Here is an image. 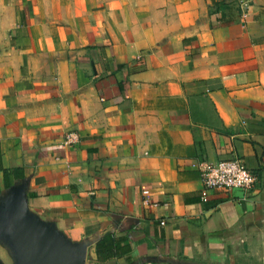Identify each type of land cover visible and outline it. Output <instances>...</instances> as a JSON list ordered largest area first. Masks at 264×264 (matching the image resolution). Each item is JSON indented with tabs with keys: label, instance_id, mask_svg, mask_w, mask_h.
<instances>
[{
	"label": "crops",
	"instance_id": "0c3cea01",
	"mask_svg": "<svg viewBox=\"0 0 264 264\" xmlns=\"http://www.w3.org/2000/svg\"><path fill=\"white\" fill-rule=\"evenodd\" d=\"M232 157L253 189L203 202ZM19 183L86 264H264V0H0V196ZM106 232L130 250L99 262Z\"/></svg>",
	"mask_w": 264,
	"mask_h": 264
},
{
	"label": "water",
	"instance_id": "95a60500",
	"mask_svg": "<svg viewBox=\"0 0 264 264\" xmlns=\"http://www.w3.org/2000/svg\"><path fill=\"white\" fill-rule=\"evenodd\" d=\"M0 244L12 264H86L87 246L72 241L52 222L29 210L25 183L0 196ZM0 264H5L0 259Z\"/></svg>",
	"mask_w": 264,
	"mask_h": 264
},
{
	"label": "built area",
	"instance_id": "2783aa9c",
	"mask_svg": "<svg viewBox=\"0 0 264 264\" xmlns=\"http://www.w3.org/2000/svg\"><path fill=\"white\" fill-rule=\"evenodd\" d=\"M78 141V134L69 131L65 135L67 144ZM202 181V201L206 202V192L221 190L230 192L234 189L242 190L246 194L251 192L255 185L256 175L239 157L218 160L214 163H203L200 168Z\"/></svg>",
	"mask_w": 264,
	"mask_h": 264
},
{
	"label": "trees",
	"instance_id": "16d2710c",
	"mask_svg": "<svg viewBox=\"0 0 264 264\" xmlns=\"http://www.w3.org/2000/svg\"><path fill=\"white\" fill-rule=\"evenodd\" d=\"M226 7L227 4L225 2H218L214 11H218L219 9L223 11ZM120 242L121 240L113 238L110 232H106L95 244L97 261L104 262L113 256L123 255L125 252L130 250V247L125 243V241L124 244L121 245Z\"/></svg>",
	"mask_w": 264,
	"mask_h": 264
},
{
	"label": "rangeland",
	"instance_id": "374dc122",
	"mask_svg": "<svg viewBox=\"0 0 264 264\" xmlns=\"http://www.w3.org/2000/svg\"><path fill=\"white\" fill-rule=\"evenodd\" d=\"M5 264H12L11 258L8 256L7 258L1 259Z\"/></svg>",
	"mask_w": 264,
	"mask_h": 264
}]
</instances>
